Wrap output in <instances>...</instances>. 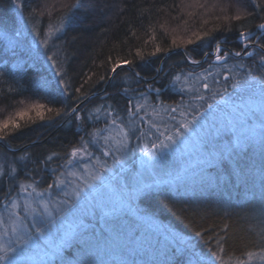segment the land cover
<instances>
[{
	"label": "trees",
	"instance_id": "16d2710c",
	"mask_svg": "<svg viewBox=\"0 0 264 264\" xmlns=\"http://www.w3.org/2000/svg\"><path fill=\"white\" fill-rule=\"evenodd\" d=\"M192 1L79 0L77 7L69 10L63 4L76 3V0H21L22 8L17 7V0H0V119L24 108L25 100L46 103L49 107L71 103L63 94V86L58 83L61 77L56 74L53 61L48 59L53 53L72 88L79 87L91 76L82 89H88L90 96L81 105L83 116H87V110L93 106L105 103V93L109 94L107 102L125 117L127 98L134 92H147L148 101L176 106L181 100L178 105H186V101L192 100L191 95L174 88L175 74L202 69L210 63L220 66V62L211 55L217 42L223 49L239 50V31H250L253 40L264 32L256 28L258 23L264 22L260 18L264 12L255 9L252 0H194L196 4L193 5ZM181 2L189 4L191 11L185 14L181 10ZM215 5L224 11L222 20L216 22L209 19L211 12L207 11L214 9ZM245 10L253 15L239 21L231 19ZM167 14L173 17V23L179 22V29L171 27V20H164ZM61 19L63 28L49 38L45 47L41 41L47 38L49 26L58 27ZM12 34L14 37L10 36ZM188 40L194 42L189 44ZM260 42L264 43V37ZM157 45L163 51L149 55ZM137 49L141 50L142 56L136 55ZM206 51L210 53L209 57L203 56ZM255 52L260 53V49L255 48ZM118 58L129 59L133 63L121 65L112 72ZM192 59L201 61V64H192ZM227 63L233 71L239 68L245 72L247 67H251L254 75L260 74L257 69L259 55L230 57ZM239 63L247 67L242 69ZM233 65L237 66L233 68ZM136 73L140 75L136 76ZM101 75L106 79L99 81ZM255 83L259 90L258 82ZM149 84L153 86L151 91L147 89ZM125 88L133 91L125 94ZM157 88L160 89L159 94L154 91ZM239 95L242 94L239 92ZM67 119L56 118L54 123L38 121L13 138L0 141V156L9 163L25 152L31 154L27 169H21L16 181L32 180L29 173L35 169V162L54 151L59 156L48 168L41 164L43 170L35 175V179H39V187L47 185L53 176L51 169L63 164L73 147L82 146L81 137L85 139L84 132L91 122L73 120L68 123ZM261 141L254 147L238 151L229 159L205 167L186 185L157 186L138 198V208L145 215L186 236L192 250L205 256L209 252V243L215 249V240L208 241L213 229L223 235L220 228L227 223L225 259L231 257L230 264H235L237 258L247 260V256L241 253L258 252L264 246L259 234L264 226V141ZM8 185V180L0 179V201L5 198ZM198 231L204 235L197 236ZM93 239L89 237V240ZM82 246L73 244L64 253V259L75 264L76 252ZM100 253L103 256H99L105 257L103 251ZM115 255L113 259L117 257ZM147 255L148 252L134 250V254L129 253L125 260L129 264L133 261L135 264H152L153 259ZM181 259L180 254L175 257L164 253L160 261L154 262L180 264ZM250 264H264V261L256 258Z\"/></svg>",
	"mask_w": 264,
	"mask_h": 264
},
{
	"label": "snow or ice",
	"instance_id": "6c2138e0",
	"mask_svg": "<svg viewBox=\"0 0 264 264\" xmlns=\"http://www.w3.org/2000/svg\"><path fill=\"white\" fill-rule=\"evenodd\" d=\"M254 8L258 9L260 12H264V0H252ZM79 0L76 3H65L64 7L71 10L77 7ZM17 7L22 8L23 4L21 0H17ZM252 12L244 11L243 14H236L231 17L234 20H242L248 16H252ZM264 20V16L260 17ZM64 26V21L61 22L58 27L53 28L51 25L47 31V38L43 39L41 43L47 47L49 38L55 32H59ZM256 28L264 30V22L258 23ZM37 35H40L37 32ZM208 35V33H205ZM261 37H264V32L261 36L257 37L255 40L251 38L250 31L241 30L237 34V40L239 41V50L236 49H223L219 42L216 43L211 55H214L216 62H220V66L228 69V72L223 74L224 84L216 79L219 72L213 73L208 71V69H203L200 74L193 72H188L183 77L181 75H176L174 77L175 82H181L183 80V85L187 88L190 93L192 100L203 101L206 103V108L204 105H198V108H204V112H208L209 109L219 108V102L215 105L213 103H207L208 99L213 101L216 100L217 96L220 97V101H223L226 93H228L229 87L233 90L241 89L242 92H248L252 88L250 82H258L259 95L261 97L260 113L264 116V43L260 42ZM197 39L200 37L197 35ZM194 41L188 40L187 43L191 44ZM175 40L173 44H175ZM252 48L253 50H249ZM255 48L260 49V53L255 52ZM163 51L158 45L155 51L149 53V55H155L156 52ZM137 56H142L143 53L140 49L136 51ZM259 55V64L257 69L259 75H254V69L247 67L243 63H239L240 68H246L247 71L243 73H233L232 68L229 67L227 63L228 58L235 57H249L252 58ZM49 56L48 59L53 61L52 66L57 69L56 74L61 77L58 81L60 85L63 86V94L65 97L69 98L71 103L62 104L61 107H49L46 103H31L24 108L16 110L13 114L7 115L5 118L0 119V141H5L13 138L17 133H21L23 129L31 127V125L36 124L38 121H48L54 123L56 118L66 117L67 122L71 123L73 120L84 122L85 120H91L94 123L99 122L102 118L104 121V127H94L92 131L88 133L91 137V141H86L84 137H81L82 147H73L71 152L68 154V159L65 160L63 164L52 168V174L55 177L51 183H47L41 191H37L39 184L35 179V175L38 174L41 169V164L44 168L50 167L51 163L55 158L59 156V153L52 152L51 154L44 157L42 160H37L36 167L32 173L29 175L32 177V183H19V192L26 193L27 196L24 202V210L30 214L33 219L31 221L28 230L21 235L20 229L24 228V220L26 217H20L16 209H19L21 205L18 203L17 199L10 197V193L13 190V186L16 184V177L20 175L21 169H27V162L31 160V154L25 152L17 160L9 163H0V179L8 180V191L4 192L5 200L7 201L6 207L10 208V219L8 225L5 224L3 217H0V228L3 232L0 233V237L7 235L9 231L13 235L17 236V245H34L31 250L20 248V247H5L0 245V264H72L71 261H66L64 259V251L67 248L72 247L73 242L76 240H82L83 246L79 249L77 256L75 258V264H96V259L101 251L106 255H111L116 253L119 257L113 259V264H129L128 261L124 260L123 257L129 254V249L132 245H142L143 241H129L126 244L120 243L121 233L119 230H114L112 235L104 238L103 241L100 240H89L84 238V232L86 229L84 225L76 224L72 228L60 230L58 221H62L66 215V212L71 211V208L75 206L76 202L80 199H86L87 196L82 197L81 192L86 188L92 190L94 188H101L97 192L94 199L97 201L99 207L104 212L105 216H110L118 218L122 213H125V209L129 211L132 210V205L134 201L141 195H147L153 191L157 185L156 184H141L139 181L135 183H126L123 187H120L118 182L116 186H109L104 188V177L101 173L107 171V162H101L97 157L95 164L81 163L76 161L75 158L79 155L81 157L91 156L88 148L91 146V142L103 141V155H112V148L115 152H121L127 148L129 141L132 137H136L137 140L141 138H146L147 136L155 135L158 133L157 140L150 142V147L148 144L144 145L145 155L149 157V161L154 160L158 157L159 153L164 149H173V146L181 147V150L188 152L189 154L195 153L197 157H204L210 164L213 159L219 155L223 157L225 155H231L232 152L240 149L244 146V143L249 139L248 136L243 134L237 135L236 140L233 141L232 133L234 129L232 114L229 117L217 118L215 112H209L207 115L203 113L194 112L192 118L181 119L178 126H173L169 128L164 125V130L161 131V125L154 122L153 119L148 120L149 131L145 133L141 125L144 123V118L149 116L148 109H151V117L159 118L161 112L168 114L169 118L175 120V116L171 113L177 112L179 115L185 117L187 115L188 109L184 108L182 105H177V107L171 106H161L156 107L154 104L148 102V94L145 91H140L138 93H133V96L127 98L126 108L124 109L126 117L120 114L113 104L108 103L109 94L105 93V103L94 109L87 110V116L81 115V105L85 100L90 98L89 90L84 89L85 84L91 80V76L85 80L84 83L80 84L79 87L72 88V85L67 82L64 78L65 74L62 71V65L58 67L60 62L54 57ZM204 57H209V52L203 53ZM111 60V57H109ZM133 61L129 59L118 58L113 64L111 71L115 72L121 65L132 64ZM191 63L194 65H200L201 61L192 59ZM215 65L209 64V68H213ZM233 65L232 67H236ZM139 76V73L135 74ZM209 77L212 78V84L217 85L214 89L209 84ZM239 77V79H237ZM104 75L99 76V81L105 80ZM146 79V78H145ZM149 91L153 90L151 84L147 85ZM201 89L206 91H201ZM11 91V89H9ZM124 93L127 94L131 89L125 88ZM154 91L159 94L160 89H154ZM184 91V87L181 88ZM207 93V94H206ZM210 94V95H209ZM94 95V94H93ZM138 96L139 99H135ZM250 99V97H249ZM241 102L244 106H247V101L241 96ZM23 103V101L21 102ZM237 108L240 105L236 106ZM251 111V109H249ZM49 113L50 115H46ZM143 113V115H141ZM203 117L205 123H201L200 117ZM211 117V119H210ZM155 129V133L151 130ZM251 131V129H249ZM107 132V134H105ZM160 137H163L160 139ZM215 140L216 143L213 144L208 139ZM113 162L118 163L119 157L113 156ZM17 164L20 167H17ZM79 166L82 168L81 172L71 170L73 167ZM61 168L69 169L68 171H59ZM68 177H72L73 180H69ZM73 181H82V183H76L75 187L71 193L74 200H55L54 193L57 188L63 191V188L73 184ZM93 181H100L99 185L93 184ZM31 188V192L28 189ZM45 193H48L45 196ZM35 194V195H33ZM65 197L69 196V193L63 191ZM35 205V206H34ZM68 205L65 209L63 206ZM87 211V209H85ZM58 213L59 215H55ZM15 216L17 219L12 220L11 217ZM55 229V231H54ZM228 229L229 225L224 223L220 228V233L215 232L213 229V235L208 237V241L215 240V249L209 243V252L206 256H198L195 252L192 256L195 257V264H230L231 257L228 260L225 259L226 254V244L228 243ZM208 231V230H205ZM261 239L264 240V226L261 227L260 233ZM197 236H203V232H196ZM26 237V238H25ZM206 241V243H208ZM118 249V251H117ZM241 255H246L247 260L237 258L235 264H250L253 259L259 258L264 261V246L259 248L258 252L246 251L241 253ZM87 257V259H86ZM132 264H135L133 261ZM189 264H193L192 260H189Z\"/></svg>",
	"mask_w": 264,
	"mask_h": 264
},
{
	"label": "rangeland",
	"instance_id": "374dc122",
	"mask_svg": "<svg viewBox=\"0 0 264 264\" xmlns=\"http://www.w3.org/2000/svg\"><path fill=\"white\" fill-rule=\"evenodd\" d=\"M195 2L193 0L191 4L193 5ZM188 5H185L184 2H181V10L185 12V14L191 11L189 9L191 6H189L188 8ZM221 9V7L218 9L217 5H215L214 9L212 10L207 9V11L209 10L208 13L211 12L210 16H208L211 17L209 19L215 22L222 20L221 18L223 17L224 11H222ZM164 20H171L173 24V26L171 27L175 30L179 29L177 28L180 27L179 22L173 23V17H171L169 14L165 16ZM10 36L14 37V34ZM203 69H208V71L213 73L219 72L220 75H217L216 79L220 82V84L225 83L223 79V74L228 72V69L223 68L222 66H219L217 64H215L213 68H209L208 65L207 67H203L202 69H194L189 72L200 74ZM232 72L243 73L239 68L234 71L232 70ZM187 73L188 72H180L175 74L174 77L176 75H181L183 77ZM237 79H239V77H237ZM208 82L214 89L217 87V85L212 84L211 77H209ZM173 83L174 88L181 91V88L184 87V91L181 92L187 95H193V93H190L187 88L183 85V80L181 82L173 81ZM250 83L252 84L253 82ZM255 85L256 83L254 82L252 84V88L248 92H242L241 89L233 90L230 87L228 93L224 94L225 98L223 101H220L219 96H217L215 101L208 99L207 103H213L214 105L219 102V108L209 109L208 112H204V108H206L205 102L196 100L186 101V105L182 106L188 109L187 115L185 117H181L179 115V111L181 109H178L177 112L171 113V115L175 116V120L170 119L168 114H165L163 112H161V116L159 118L151 117V109H148L149 116L144 118V123L141 125V128L145 133L149 131V119H153L154 122L160 124L161 131H163L164 125H167L171 129L173 128V126H178L181 119L190 120L194 112L203 113V115H207L209 112H215L217 118L229 117V114L231 113V118L233 119L234 123V129L230 134L232 135L233 141H235L237 135L240 134L248 136L249 139L244 143V146L242 148L232 152L230 156L225 155L223 157H220L219 155H217V157L212 160L211 164L204 157H197L195 153L189 154L188 152H184L181 150L182 146L177 147L175 145L173 146L175 150L164 149L159 153L156 159L149 161V157L146 156L144 152V145L148 144L150 147V142L157 140L158 133H156L155 135L147 136L146 138H141L140 140H137L134 136L129 141L127 148H125L121 152H115L112 148H109V151H112V155L109 156L103 155L104 149L102 147V140L99 142H91V146L88 148V151L92 155L84 157L78 155L75 160L80 161L81 163H88L90 165L95 164V160L97 157L102 163L106 161L107 171L101 173L102 177H104L105 189L109 186H116L117 182L120 187H123L126 183H135L136 181H139L141 184H156L157 186L164 185L168 187L186 185V183H189L190 180L193 179L194 175H196L198 172H200V170L204 169L205 167L220 163L224 159H229L238 151H241L242 149L244 150V148L246 147H254L259 142L262 143L261 140L264 141V116L261 115L259 110L261 106V97L259 95V90L256 89ZM201 91L206 90L201 89ZM239 92L242 94L241 96H243L244 99L248 102L247 106H244L242 104ZM135 99H139V97L136 96ZM178 101L180 103L181 100ZM148 102L150 104H154L158 108L161 106H169L168 104H161L154 101ZM31 103H35V101L28 102L27 100H25L23 107H26ZM202 104L204 105V108H198V105ZM100 105L101 104H97L90 109H94L95 107ZM177 105L171 107H177ZM237 105H240V107L237 108ZM249 109H251V111H249ZM141 115H143V113H141ZM200 121L201 123H205L202 116L200 117ZM89 122L91 123L87 127L88 129H85L86 131L84 130L86 141H91V137H89L88 133L92 131L94 127H104L103 118L97 123H94L91 120H89ZM249 129H251V131H249ZM151 131L155 133V129H152ZM105 134H107V132H105ZM162 138L163 137H160V139ZM208 139L211 141V143H216V141L212 140L211 137H209ZM113 156L119 157L118 163L113 162ZM3 160L4 157L1 158L0 156V163H3L5 161ZM68 170L69 169L66 168L59 169V171ZM71 170L77 171L79 173L82 171V168L76 166L73 167ZM54 178L55 177L52 176L48 183H51ZM68 179L73 180L72 177H68ZM38 180L36 181L38 182ZM21 182L32 183V180H17L16 188L10 193V197L13 199H17L18 203L21 205L19 209H16L20 217H26V219L24 220L25 227L20 229V234L23 235L28 230V227H30L33 217L24 210L23 206L27 194L19 192V183ZM76 183H82V181H73V184H70L63 188V191L69 193L68 197H65L63 195V191H61L60 188H57L54 193V199L74 200L75 198L72 197L71 193ZM92 183L99 185L100 181H93ZM44 187H46V185L43 187H38L37 191H41ZM100 190L101 188H94L92 190L85 188L81 192V196H87V198L78 200L75 206L71 208V211L66 212L64 219L62 221H58L61 231L67 228H72L76 224L82 223L84 225V228L86 229V231L84 232V238L89 239V237H92V239L94 238L93 241H103L105 237L112 235L114 230H119L121 233V244H126L129 241H143L142 245H132L133 247L129 249V253L134 254V250H137L138 252H148L147 257L153 259L152 264H158L154 262V260L160 261L164 253H167L169 256L174 255L175 257L180 254L182 258L179 262L180 264H189V260H192L193 264H195V257L192 256V253L194 251L192 250V247H190L192 245L189 243V240L186 238V236L182 235L177 230L172 229L166 223L159 222L153 217L145 215L136 204L138 198L134 201V204L131 206V211L125 209V213H122L118 218L105 216L104 212L99 207L97 201L94 199L97 192ZM28 191L31 192V188H29ZM47 195L48 193H45V196ZM6 204L7 201L5 200V198H3V200L0 201V217H3L5 224L8 225L11 210L9 207H6ZM63 207L67 209L68 205H64ZM85 209H87V211H85ZM54 214L59 215L58 213ZM11 219L16 220L17 218L15 216H12ZM125 230L129 231L130 233H125ZM2 232L3 229L0 228V233ZM130 234H133L134 236ZM73 244L83 245L82 240H76L73 242ZM165 244L166 246H163ZM0 245H4L5 247H20L28 250H31V248L34 247V245L32 244L18 246L17 236L13 235L11 231H9L7 235H3L2 237H0ZM66 250H70V248L65 249L64 253L66 252ZM163 251L164 253L162 254ZM0 254L3 253L0 252ZM114 254L116 253H113V255ZM141 254H143V252ZM196 254L198 256H205L204 254L201 255L200 253ZM99 255L103 256L102 253H100ZM99 255L95 257L96 264H113V255L105 254V257ZM126 256H128V254L124 256V260L127 258ZM143 257L146 256L144 255ZM116 259L118 260L119 257L117 256ZM136 261H138V259ZM162 261L165 262V260ZM4 264H6V262H4ZM136 264H139V262H136ZM159 264L161 263L159 262ZM217 264L219 263L217 262Z\"/></svg>",
	"mask_w": 264,
	"mask_h": 264
},
{
	"label": "water",
	"instance_id": "95a60500",
	"mask_svg": "<svg viewBox=\"0 0 264 264\" xmlns=\"http://www.w3.org/2000/svg\"><path fill=\"white\" fill-rule=\"evenodd\" d=\"M260 30V29H259Z\"/></svg>",
	"mask_w": 264,
	"mask_h": 264
}]
</instances>
